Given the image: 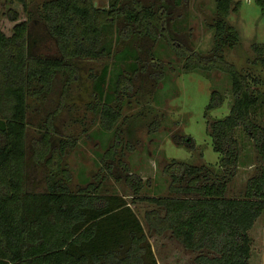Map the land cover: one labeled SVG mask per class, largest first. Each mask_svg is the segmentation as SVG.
<instances>
[{"label":"trees","instance_id":"16d2710c","mask_svg":"<svg viewBox=\"0 0 264 264\" xmlns=\"http://www.w3.org/2000/svg\"><path fill=\"white\" fill-rule=\"evenodd\" d=\"M17 1L26 18L14 23L9 35L0 27V264H158L131 206L137 200L157 206L144 212L149 230L158 235L170 231L187 250L216 253H198L197 264H250L249 230L264 211V168L248 179L241 197L226 196V173L176 160L164 170L171 178L168 195L137 196L142 180L131 178L128 171L123 178L134 190L130 201L103 189L105 172L72 187L63 158L73 143L60 137L55 109L46 113L27 160L29 98L41 104L55 92L61 98L71 82L82 78L84 60L111 56L115 64L125 66L117 69L114 82L108 80L106 63L90 76L99 124L103 131L115 130L126 83L136 71L145 70L159 35L183 57L185 71L218 68L229 74L233 96L229 113L209 121L208 134L221 169L236 166L235 129L242 127L253 138L264 131L252 118L264 105L263 93L252 83L259 85L264 78H249L224 55L239 41L237 29L227 20L239 2L214 0V16L207 23L213 43L203 54L168 28L173 2L178 5L181 0H111L108 7H98L93 0H42L39 5L34 0ZM255 1L264 12V0ZM7 17L15 22L18 13L9 9ZM47 42L55 54H42ZM116 43L123 48L116 50ZM251 49L254 61L264 67V43H253ZM142 51L149 58H141ZM128 58L132 62H125ZM221 102L222 96L213 90L207 110ZM115 139L103 155L101 170L111 171L113 163L106 161H115L117 134ZM33 163L44 169L40 176H34Z\"/></svg>","mask_w":264,"mask_h":264},{"label":"rangeland","instance_id":"374dc122","mask_svg":"<svg viewBox=\"0 0 264 264\" xmlns=\"http://www.w3.org/2000/svg\"><path fill=\"white\" fill-rule=\"evenodd\" d=\"M41 1L34 0L37 5ZM93 1L98 7H108L111 0ZM141 1L148 3L152 0ZM233 1H238L239 7L237 11L229 13L227 20L237 29L239 41L234 48L224 52L226 62L233 64L234 68L249 78H264V67L254 61L256 54L251 49L253 43H264V12L255 0ZM214 7V0H181L178 5L173 2L172 21L168 28L184 37L192 50L205 54L213 43V33L207 23L212 21ZM9 9L17 11V21L8 19ZM26 16L17 0H0V27L7 35L11 33L14 23L24 20ZM123 46L116 43L115 49L119 50ZM150 49V58L146 56L148 54L145 55L146 52H139L141 58L149 60L145 70L136 71L134 77L130 75L133 78L126 83L128 89L123 92L120 101L121 117L114 126L115 130L103 131L99 124V113L93 108V78L90 76V73H99L106 63L109 66L108 80L114 82L117 69L122 70L125 66L118 61L115 64L111 56L84 60L82 78L71 82L61 98L56 92L43 104L29 98L27 160L32 158L29 147L38 136L46 113L55 109L54 123L59 128L60 137L73 143L68 146L63 158L71 172L72 187L90 181L98 172H105L103 189L108 193L121 194L130 201L134 190L123 178L128 171L132 174L131 178L135 175L142 180L143 185L137 196L168 195L171 178L164 170L172 160H176L205 165L215 172L226 173V196L241 197L248 179L260 174L264 168V131L258 132L253 138L242 127H237L234 136L237 140L238 162L232 168L221 169L219 154L213 150L208 134V122L229 113L233 101L229 74L218 68L200 72L185 71L183 57L159 35H156ZM46 53H56L49 42L45 43L42 51V54ZM131 60L128 58L125 62ZM152 63L156 65L152 66ZM128 73L131 71L128 70ZM252 85L264 97V82ZM58 89L61 90L60 87ZM213 90L222 96V102L207 110ZM255 111L253 121L264 130V105L260 104ZM116 134L119 146L115 161H106L113 163L111 171L101 170L103 155L115 142ZM257 138L260 145L256 142ZM34 167V176L44 172L42 166L33 163L31 169ZM131 206L144 225L158 264H197L195 257L198 253L216 255L208 249H185L170 231L158 235L149 230L143 216L146 210L157 207L155 204L137 200ZM249 235L252 238L250 264H264V211L254 221Z\"/></svg>","mask_w":264,"mask_h":264}]
</instances>
